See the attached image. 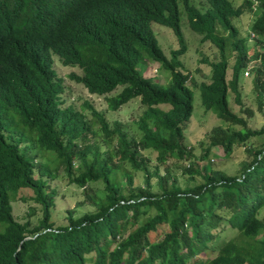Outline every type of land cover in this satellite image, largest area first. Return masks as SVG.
<instances>
[{"label": "trees", "instance_id": "16d2710c", "mask_svg": "<svg viewBox=\"0 0 264 264\" xmlns=\"http://www.w3.org/2000/svg\"><path fill=\"white\" fill-rule=\"evenodd\" d=\"M204 1L197 7L191 0H0V264H264V142L249 147L252 138L264 137V128L249 126L253 111L243 103L241 84L249 68L261 110L264 0H241L238 6ZM181 9L200 43L217 49L209 81L198 85L179 61L187 51ZM246 13L253 20L242 38L234 23ZM152 24L176 37L169 57ZM251 34L255 44L249 46ZM52 55L78 69L69 79L91 95L120 88L106 97L108 110L138 98L145 107L135 122L139 138L89 104V120L64 107ZM151 62L169 72L168 86L138 70ZM193 86L204 112L229 126L212 128L199 153L184 144ZM214 147L225 156L243 148L251 159L228 176L203 164ZM147 152L156 154L154 165ZM39 154H48L47 161H37ZM171 160L183 163L184 186L172 174ZM60 169L94 210L75 217L68 209L56 225L51 212L58 191L49 182ZM138 174L142 181L136 185ZM95 183L102 185L99 191ZM22 189L28 195L19 200L40 206L34 226L13 215ZM226 229L236 236L219 244ZM208 253L215 256L203 258Z\"/></svg>", "mask_w": 264, "mask_h": 264}, {"label": "rangeland", "instance_id": "374dc122", "mask_svg": "<svg viewBox=\"0 0 264 264\" xmlns=\"http://www.w3.org/2000/svg\"><path fill=\"white\" fill-rule=\"evenodd\" d=\"M191 1L192 4L196 5L197 7H199L200 4L202 6L205 5L204 0ZM232 2L235 4V6H238L241 3V0H232ZM252 20L253 14L246 13L243 14L240 19L235 21L234 25L237 27L240 37L248 38V34L250 32L249 27ZM180 25L184 40L186 42L187 51L184 55L179 57V61L182 63L183 69L191 74V79H193L197 85L202 82H208L211 73L208 64L213 62L217 57V49L210 42L200 43L201 35H198L190 30L187 25L183 9H181ZM152 30L163 53L169 57V52L177 48V40L173 32L170 29L158 24H152ZM252 39L255 38H251L250 36L248 39L249 46L251 44H255L254 40L252 41ZM54 59V70L56 71L59 79L62 80V86L64 89L63 95L61 96V98L65 101V104L63 105L64 107L71 105L75 110L87 116V119L89 120L91 118L90 110L85 106V104H89L95 110L104 114L107 121H119L130 135L135 138H139L140 133L135 122L140 117L145 107L140 104L138 98L132 99L130 102L123 105L118 111H110L108 110L106 97L115 96L120 91V88L104 97L91 95L82 85L69 79L70 73H79L78 69L64 67L57 60L58 58L56 56ZM203 59H205V62L202 61ZM138 70L143 74L144 77L153 79L155 83L162 87H166L169 84V72L160 69L156 63L151 62L146 65L139 64ZM227 77H230V70L228 71ZM250 79L251 75L248 77L244 76L241 82L244 89L243 103L253 111V117L248 121L249 126L252 129L259 130L264 128V107L261 110L257 109V103L255 100V95L251 89ZM192 93L193 114L185 126L184 144L187 147H192L194 152L199 153L202 148L207 147L208 141L206 139V135L212 128L221 127L226 129L229 126L224 121L217 118L212 112H204L201 106L198 88L193 86ZM229 105L234 112H238V107L233 101L232 94H229ZM249 142V147H252V150H254L261 147L262 143L264 142V137H255ZM34 152L36 155L38 154L37 150ZM40 154L39 157L37 156L36 160L39 162L47 161L49 155ZM250 154L251 153H248L243 148L234 147L233 153L230 156H225L219 147H214L211 149L209 157L205 162H203V164L207 165L214 171L223 172L228 176H235L238 175L242 170L246 161H250ZM145 155L151 158L152 165H154L156 154L147 152ZM212 160H214V162H212ZM168 166L170 167L172 174L176 176L180 186H184L186 176L182 175L180 172V168L183 166V163L177 160H171L168 163ZM56 175V180L49 182V186L56 188L58 191L54 200L55 207L51 212V221L54 224L60 225L63 223V217L65 214L64 212L68 209H73L75 211V217H78L85 212L94 210L93 207L82 203V190L76 186L68 185L63 173L61 172V169ZM141 181V175H136L135 184L138 185ZM92 187L93 189L99 191L102 188V185L100 183H95L92 185ZM27 191L28 190L26 189H22L20 190V193L17 194V200L13 202V215L18 222L22 223L28 219L30 225L34 226L37 224L38 219L40 218V206L31 202H22L19 200L20 196L27 197ZM29 212L32 214L28 218L27 214ZM1 230L2 226H0V231ZM219 236L220 244L224 240L234 238L236 234L226 229L223 232H220ZM215 253L204 254L203 258L212 259L215 256Z\"/></svg>", "mask_w": 264, "mask_h": 264}, {"label": "clouds", "instance_id": "9594fccd", "mask_svg": "<svg viewBox=\"0 0 264 264\" xmlns=\"http://www.w3.org/2000/svg\"><path fill=\"white\" fill-rule=\"evenodd\" d=\"M55 56L58 58L57 60H58V61L60 62V64L62 65V62H61L60 58H59L57 55H52L51 58H52V61H53V69H54V60H55L54 57H55ZM62 66H63V65H62ZM64 67H66V66H64ZM54 71H55V70H54ZM55 73H56V71H55ZM56 76L58 77L57 73H56ZM58 79H59V77H58ZM59 80H61V79H59ZM61 81H62V80H61ZM62 95H63V94H62Z\"/></svg>", "mask_w": 264, "mask_h": 264}, {"label": "built area", "instance_id": "2783aa9c", "mask_svg": "<svg viewBox=\"0 0 264 264\" xmlns=\"http://www.w3.org/2000/svg\"><path fill=\"white\" fill-rule=\"evenodd\" d=\"M251 38H254V35H253V34H251ZM248 72H249V68H247V69L245 70V72H244V76H245V77H248ZM212 162H214V160H212Z\"/></svg>", "mask_w": 264, "mask_h": 264}]
</instances>
